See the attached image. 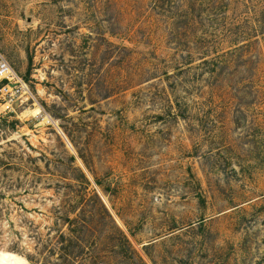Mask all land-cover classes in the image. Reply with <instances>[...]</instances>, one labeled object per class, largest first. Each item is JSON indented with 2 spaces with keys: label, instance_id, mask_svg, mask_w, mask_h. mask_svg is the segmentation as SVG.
I'll return each instance as SVG.
<instances>
[{
  "label": "rangeland",
  "instance_id": "rangeland-1",
  "mask_svg": "<svg viewBox=\"0 0 264 264\" xmlns=\"http://www.w3.org/2000/svg\"><path fill=\"white\" fill-rule=\"evenodd\" d=\"M0 51V252L264 264V0H0Z\"/></svg>",
  "mask_w": 264,
  "mask_h": 264
},
{
  "label": "built area",
  "instance_id": "built-area-1",
  "mask_svg": "<svg viewBox=\"0 0 264 264\" xmlns=\"http://www.w3.org/2000/svg\"><path fill=\"white\" fill-rule=\"evenodd\" d=\"M31 100L26 82L0 51V116L14 112L16 107H24Z\"/></svg>",
  "mask_w": 264,
  "mask_h": 264
},
{
  "label": "bare ground",
  "instance_id": "bare-ground-1",
  "mask_svg": "<svg viewBox=\"0 0 264 264\" xmlns=\"http://www.w3.org/2000/svg\"><path fill=\"white\" fill-rule=\"evenodd\" d=\"M0 264H26V263L15 255L0 252Z\"/></svg>",
  "mask_w": 264,
  "mask_h": 264
},
{
  "label": "trees",
  "instance_id": "trees-1",
  "mask_svg": "<svg viewBox=\"0 0 264 264\" xmlns=\"http://www.w3.org/2000/svg\"><path fill=\"white\" fill-rule=\"evenodd\" d=\"M203 62L207 63L206 60H204ZM79 173H80L81 178L86 181L85 176L82 174V172H79Z\"/></svg>",
  "mask_w": 264,
  "mask_h": 264
}]
</instances>
